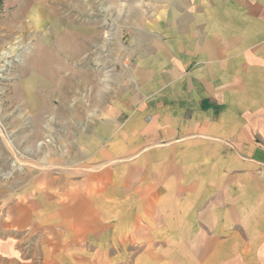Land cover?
Wrapping results in <instances>:
<instances>
[{
  "label": "crops",
  "instance_id": "obj_1",
  "mask_svg": "<svg viewBox=\"0 0 264 264\" xmlns=\"http://www.w3.org/2000/svg\"><path fill=\"white\" fill-rule=\"evenodd\" d=\"M125 21V66L67 123L65 169L0 187V264H264V0ZM97 32L65 30V50Z\"/></svg>",
  "mask_w": 264,
  "mask_h": 264
},
{
  "label": "rangeland",
  "instance_id": "obj_2",
  "mask_svg": "<svg viewBox=\"0 0 264 264\" xmlns=\"http://www.w3.org/2000/svg\"><path fill=\"white\" fill-rule=\"evenodd\" d=\"M156 1L0 0V187L65 169L67 123L88 117L93 85L108 86L125 66L126 10ZM80 24L98 30V45L65 50V30L76 44Z\"/></svg>",
  "mask_w": 264,
  "mask_h": 264
},
{
  "label": "bare ground",
  "instance_id": "obj_3",
  "mask_svg": "<svg viewBox=\"0 0 264 264\" xmlns=\"http://www.w3.org/2000/svg\"><path fill=\"white\" fill-rule=\"evenodd\" d=\"M3 53L6 55V53H9V52L6 51V52H3ZM68 53H69V52H68ZM4 54H3V55H4Z\"/></svg>",
  "mask_w": 264,
  "mask_h": 264
}]
</instances>
